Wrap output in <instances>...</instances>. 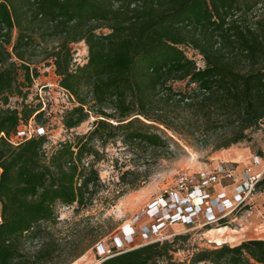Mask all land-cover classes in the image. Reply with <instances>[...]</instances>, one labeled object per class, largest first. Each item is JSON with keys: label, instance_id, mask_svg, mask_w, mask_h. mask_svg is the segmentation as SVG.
Masks as SVG:
<instances>
[{"label": "trees", "instance_id": "trees-1", "mask_svg": "<svg viewBox=\"0 0 264 264\" xmlns=\"http://www.w3.org/2000/svg\"><path fill=\"white\" fill-rule=\"evenodd\" d=\"M79 43L88 46L84 65L73 56ZM43 63L74 101L65 129L94 119L88 133L51 150L46 133L11 141L21 125L44 124L43 106L26 104ZM15 96L23 102L12 108ZM161 127L214 139L215 151L264 128V0H0V264H72L107 238L113 230L84 229L58 262L66 250L50 226L60 206L89 209L106 191L97 143L121 136L165 149ZM121 181L130 189L116 200L145 180L130 171ZM174 244L114 249L99 264H264V239L205 248L188 262L175 259Z\"/></svg>", "mask_w": 264, "mask_h": 264}, {"label": "rangeland", "instance_id": "rangeland-1", "mask_svg": "<svg viewBox=\"0 0 264 264\" xmlns=\"http://www.w3.org/2000/svg\"><path fill=\"white\" fill-rule=\"evenodd\" d=\"M72 48L75 64H86L88 61L87 44H74ZM184 50L188 57L197 62L198 67L205 66L202 56H198L191 49L184 48ZM40 72V78L28 93L26 104L33 108L39 107V105L43 106L42 109L46 110V115L43 118L44 124L38 125L32 120L26 125H21V129L32 135L38 133L39 128L44 129L49 141L47 148L51 150L62 141H72L77 134L88 133L93 128L94 119L91 118L80 128L68 132L62 125V121L65 112L71 109L74 101L60 87V78L55 75L52 67H46L43 63L40 66ZM185 85V82L176 83L175 88L184 91ZM22 102V99L15 96L12 97L10 105L12 108H17L21 106ZM161 129L162 131L159 133L168 145L165 149L150 148L141 144L129 145L123 141L121 136L117 141H111L105 147L97 143L103 156L97 169L106 186V191L100 195L99 200H95L89 209L78 212L76 211L77 207L60 206L58 208L59 223L56 226H50L54 238L61 240V250H66L58 262L70 258L71 252L69 251L72 249L70 247L78 240L79 233L84 229L113 230V232L72 264H99L105 257L113 254L114 249L122 251L156 240L170 242L175 240L173 247L176 251L175 259L178 262H188L194 252L205 248L220 247L212 242L206 233L222 227L239 231L243 229L241 234L237 235L239 238L236 242L225 243L231 247L236 246L240 240L252 237L264 239V189L262 195L256 198V206L252 211L243 210L236 216L227 218L224 223L220 221L209 224L204 212H199V210L191 214L194 220L192 224L178 222L163 225L161 220L153 219L148 215V211L155 205L156 209H160L157 204L160 197L167 196L170 190L178 189L177 179L181 174L200 173L202 170H210L220 160L230 161L224 159V156L227 151L232 149L246 151L247 158L250 150L264 147V128L261 133L253 135L254 140L250 143L236 144L229 149L218 151L214 150L216 144L214 139L208 144L205 138L197 134L187 131L176 133L171 130L167 131L163 127ZM130 171L136 172L145 181L140 184L138 190H129L122 198L116 200V196L122 191L130 189L124 186L121 181L124 173ZM134 177L128 176L129 179H134ZM205 207L206 205L203 206V210ZM127 227L132 229L129 234L126 230ZM143 231L150 233L144 236L142 235ZM89 242V239H86L78 247L79 250Z\"/></svg>", "mask_w": 264, "mask_h": 264}, {"label": "built area", "instance_id": "built-area-1", "mask_svg": "<svg viewBox=\"0 0 264 264\" xmlns=\"http://www.w3.org/2000/svg\"><path fill=\"white\" fill-rule=\"evenodd\" d=\"M21 128L11 138L14 144L45 134L42 128L35 135ZM177 186L178 189L170 190L167 196L158 199L160 209H156L155 205L148 211L149 217L161 220L163 225L178 222L192 224L191 214L199 210L212 224L227 221V218L243 210L252 211L256 198L262 195L264 189V147L250 150L244 161L220 160L210 170L181 174ZM148 233L143 231L142 235L147 236Z\"/></svg>", "mask_w": 264, "mask_h": 264}, {"label": "bare ground", "instance_id": "bare-ground-1", "mask_svg": "<svg viewBox=\"0 0 264 264\" xmlns=\"http://www.w3.org/2000/svg\"><path fill=\"white\" fill-rule=\"evenodd\" d=\"M246 158V151H242L239 149H232L227 151L224 159L230 161H244ZM127 232H132L130 227L126 228ZM242 231L233 230L229 227H222L220 229H213L208 231L206 234L212 239V242L216 243L217 245H223L225 243H233L238 240V234H241ZM79 262V261H78Z\"/></svg>", "mask_w": 264, "mask_h": 264}, {"label": "crops", "instance_id": "crops-1", "mask_svg": "<svg viewBox=\"0 0 264 264\" xmlns=\"http://www.w3.org/2000/svg\"><path fill=\"white\" fill-rule=\"evenodd\" d=\"M242 231H243V229H242ZM252 238H254V237H252ZM252 238H248V239H252ZM248 239H246V240H248ZM243 241H245V240H240L237 244H240Z\"/></svg>", "mask_w": 264, "mask_h": 264}]
</instances>
